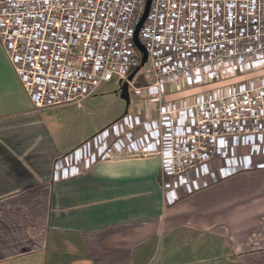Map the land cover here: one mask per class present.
Masks as SVG:
<instances>
[{"label":"built area","instance_id":"built-area-1","mask_svg":"<svg viewBox=\"0 0 264 264\" xmlns=\"http://www.w3.org/2000/svg\"><path fill=\"white\" fill-rule=\"evenodd\" d=\"M146 0H0V45L36 110L79 105L140 64ZM145 95L264 68V0H150L139 29ZM133 81V80H132ZM132 81L128 82L129 92ZM139 91L134 89V94ZM157 156L164 201L264 168V77L128 113L55 161L67 179L97 161Z\"/></svg>","mask_w":264,"mask_h":264},{"label":"crops","instance_id":"crops-1","mask_svg":"<svg viewBox=\"0 0 264 264\" xmlns=\"http://www.w3.org/2000/svg\"><path fill=\"white\" fill-rule=\"evenodd\" d=\"M40 111L0 45V264H264V168L171 204L153 155L56 180L55 161L99 128L72 142Z\"/></svg>","mask_w":264,"mask_h":264},{"label":"rangeland","instance_id":"rangeland-1","mask_svg":"<svg viewBox=\"0 0 264 264\" xmlns=\"http://www.w3.org/2000/svg\"><path fill=\"white\" fill-rule=\"evenodd\" d=\"M264 77V68L251 70L245 73H236L230 78L221 77L211 82H202L198 85L176 87L167 89L160 98L158 96L145 95L146 86L152 83V73L146 62L135 75L129 92L130 103H126L119 96V86L116 79L102 82L96 92L83 100L79 105L71 104L51 109L41 110L43 118L49 117L55 121L51 128L58 137H69L72 142L76 137L93 134L96 129H103L111 122L121 117L126 110L128 113L140 118L152 119L156 115L159 104L167 102H181L192 100L197 96L210 95L215 90L236 85L248 80H259ZM134 89L139 91L134 94ZM98 131V132H99ZM94 135V134H93ZM81 136V137H82ZM71 144V143H69Z\"/></svg>","mask_w":264,"mask_h":264},{"label":"water","instance_id":"water-1","mask_svg":"<svg viewBox=\"0 0 264 264\" xmlns=\"http://www.w3.org/2000/svg\"><path fill=\"white\" fill-rule=\"evenodd\" d=\"M150 5V0H146L145 5H144V9L142 11V14L140 16V19L137 23V25L135 26V30H134V36H133V41L135 44V47L137 48V50L139 51L141 57H140V64L138 67H136L126 78V81L122 82L119 86V96L121 99H123L126 103V106L129 105L130 103V99H129V88H128V82L132 81L135 77V75L137 74V72L139 71V69L147 62V54L146 51L143 47V45L140 43L139 39H138V32L139 29L141 28L145 17L148 13V8ZM128 110H126L124 112V114L127 112Z\"/></svg>","mask_w":264,"mask_h":264}]
</instances>
